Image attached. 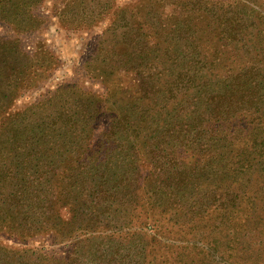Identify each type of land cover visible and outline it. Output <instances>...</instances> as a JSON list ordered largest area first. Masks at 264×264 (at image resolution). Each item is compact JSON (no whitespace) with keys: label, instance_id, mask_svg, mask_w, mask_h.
Returning a JSON list of instances; mask_svg holds the SVG:
<instances>
[{"label":"rangeland","instance_id":"1","mask_svg":"<svg viewBox=\"0 0 264 264\" xmlns=\"http://www.w3.org/2000/svg\"><path fill=\"white\" fill-rule=\"evenodd\" d=\"M1 2L0 64L34 67L18 89H3L8 97L0 100V132L7 123L20 120L25 111L53 101L58 93L71 96L74 92L78 96L77 88L81 87L108 98L112 87L109 92V85L101 73H97L96 43L113 21L119 28L127 21L146 23L151 32L170 23L182 27L186 22H202L204 29L199 31L203 32L204 48L218 46L223 52L232 50L243 59V64L258 63L248 62L247 57L264 59V0H113L110 10L99 16L95 14L89 19L92 26L83 30L61 25L59 13L64 10L61 0L37 3L32 12L15 2ZM8 4L9 8L5 7ZM12 5H15L14 12L29 10L30 17L24 18L22 11L12 14ZM21 19H30L27 29H21ZM217 64L222 68L217 74L222 75L237 62ZM120 76L119 84L128 88L134 85L130 75L121 72ZM186 78L178 83L177 90L191 77ZM160 99L153 100L158 104ZM60 104L49 111L59 109ZM174 114L172 112L167 119L161 118L157 131H150L145 139L137 138L132 131L109 133L112 129L108 127L112 120L109 114L98 124H92L95 136L91 140L100 150L98 161L91 162L89 155H82L65 163L77 169L79 164L83 167L86 158L84 166L90 164L89 170H92L82 169L81 179L86 181L74 190L79 198L76 207L65 198L61 200L56 189L52 191L53 202L58 205L65 224L70 223L73 214L83 212L71 225V240L64 244L54 243L56 231L52 228L36 238L21 239L7 234L8 229L1 227L0 264H79L91 261V254H103L106 260L109 257L116 261L122 259L126 264H264V174L260 171L264 167V156L255 153L254 135L257 133L253 128L243 131L241 125H235L227 129L231 131L230 137L242 138L239 145L246 149V155L250 154L253 170L257 169L253 172L252 191L258 190L259 194L254 204L247 205V212L243 210L226 226L217 227V221L211 218L198 217L200 223L193 222L192 211L185 205L183 211L171 209L176 214L172 220L171 214L161 215L158 209L149 207L155 197H150L148 188L153 184L164 187L165 180L173 175L178 178L184 167L189 168L195 159L202 158L201 164L208 154L216 152L219 155L220 151L236 156V152L231 151L234 147L229 146L236 141H225V146L214 141L217 145L210 144L200 128L198 142V130H188L182 125L183 117L177 118ZM187 121L191 122L192 116ZM176 124L179 127H175ZM206 145H210L209 153H204ZM192 147L198 148L199 154H194ZM173 166L176 168L170 175ZM57 186L58 183L55 188ZM65 186L69 183H63L61 188ZM167 199L166 196V206ZM179 218L181 222L176 223ZM198 226L200 231L195 233ZM166 259L170 260L165 262Z\"/></svg>","mask_w":264,"mask_h":264},{"label":"trees","instance_id":"2","mask_svg":"<svg viewBox=\"0 0 264 264\" xmlns=\"http://www.w3.org/2000/svg\"><path fill=\"white\" fill-rule=\"evenodd\" d=\"M8 1L32 12L37 3L42 4L45 0ZM61 1L64 10L59 13L60 23L71 30L89 28L92 26L89 19L110 10L113 3V0L103 3L101 0ZM5 7L9 8V4ZM14 7L12 5L11 13L18 15L17 12L22 10L14 12ZM28 11H22L24 18L30 17ZM21 20V29H27L30 19ZM203 29L202 22H186L182 27L170 23L151 32L146 23L127 21L119 28L113 21L96 43L97 73L100 72L109 85V92L112 87L108 98L78 87V96L74 92L71 95L76 96L74 98L58 93L50 103L36 105L25 111L20 120L7 123L0 132V228L6 227L7 234L21 239L36 238L52 228L56 231L54 243L64 244L71 240V225L83 212L72 213L70 223L65 224L64 216L53 202L52 191L56 189L61 200L65 198L76 207L79 198L74 190L86 181L81 179L82 169L92 170H89L90 164L84 166L86 158L83 167L79 164L77 169L65 163L82 155H89L91 162L98 161L100 150L91 140L95 136L92 124H98L107 114L112 117L108 124L112 127L111 134L132 131L137 138L145 139L150 131H157L161 118H170L175 112L173 116L183 117L182 125L185 124L188 130H198V142L201 140L200 128L210 144L214 141L225 146V141H236L229 145L234 147L231 151H235L236 156L221 151L219 155L216 152L208 154L204 163H199L202 158L195 159L189 168L184 167L178 178L173 175L176 168L173 166L169 170L173 176L165 180L164 187L153 184L148 188L150 197H155L154 203L152 199L149 205L151 210L158 209L161 215L171 214L172 220L176 214L171 209L183 211L185 205L192 211L193 222L200 223L198 217L211 218L217 221V227L226 226L243 210L247 212V205L254 204L259 194L258 190L252 191L253 172L257 169L253 170L250 154L246 155V149L239 145L242 138L230 137L231 131L227 129L235 125H241L243 131L253 128L257 133L254 135L255 153L264 156V59L247 57L248 62L258 63L243 64V59L232 50L223 52L218 46L206 49L204 37H201L203 32L199 31ZM217 38L220 42L219 35ZM225 61L237 62V65L218 75L217 71L222 68L217 62ZM3 63L0 64V100L8 97L3 89H18L34 67H21L16 63L11 67ZM121 72L130 75L134 85L128 88L119 84ZM187 76L191 78L177 90L178 83ZM155 97L161 98L158 104L153 100ZM57 104H60L59 109L49 111ZM191 116L192 121L188 123ZM215 143L213 145H217ZM209 146L206 145L204 153ZM191 149L194 154H199L198 148ZM260 171L264 174V167ZM65 182L69 186L61 188ZM166 196L169 199L167 206ZM163 207L165 210L160 209ZM179 222L180 218L176 220ZM199 231L200 226L194 232ZM90 257L91 261L79 264H126L114 257L106 260L103 254H91Z\"/></svg>","mask_w":264,"mask_h":264}]
</instances>
